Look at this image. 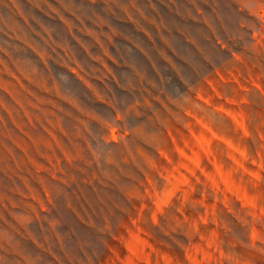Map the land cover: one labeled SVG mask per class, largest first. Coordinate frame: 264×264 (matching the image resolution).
I'll list each match as a JSON object with an SVG mask.
<instances>
[{"label": "rangeland", "instance_id": "1", "mask_svg": "<svg viewBox=\"0 0 264 264\" xmlns=\"http://www.w3.org/2000/svg\"><path fill=\"white\" fill-rule=\"evenodd\" d=\"M0 264H264V0H0Z\"/></svg>", "mask_w": 264, "mask_h": 264}, {"label": "crops", "instance_id": "2", "mask_svg": "<svg viewBox=\"0 0 264 264\" xmlns=\"http://www.w3.org/2000/svg\"><path fill=\"white\" fill-rule=\"evenodd\" d=\"M128 2V1H127ZM129 5H130V2H128ZM131 13H133V16H131ZM124 17H123V22H129V23H132L134 25H136L137 23H139V20H137V13H136V10H131L129 8V6L127 5L125 8H124Z\"/></svg>", "mask_w": 264, "mask_h": 264}]
</instances>
